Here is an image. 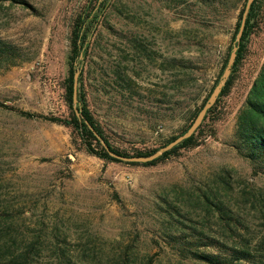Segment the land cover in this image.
<instances>
[{
    "label": "rangeland",
    "instance_id": "obj_1",
    "mask_svg": "<svg viewBox=\"0 0 264 264\" xmlns=\"http://www.w3.org/2000/svg\"><path fill=\"white\" fill-rule=\"evenodd\" d=\"M26 1L32 9L0 2V37L20 51L15 65L0 66V103L67 117L69 38L88 0ZM209 1L109 0L87 48L84 86L112 146L148 151L188 124L220 73L243 3ZM259 1L214 120L196 146L156 164L103 160L71 127L0 106V264H205L166 243L173 215L247 246L264 264V172L232 145L238 111L264 65Z\"/></svg>",
    "mask_w": 264,
    "mask_h": 264
},
{
    "label": "trees",
    "instance_id": "obj_2",
    "mask_svg": "<svg viewBox=\"0 0 264 264\" xmlns=\"http://www.w3.org/2000/svg\"><path fill=\"white\" fill-rule=\"evenodd\" d=\"M8 1L10 4H18L25 8H33L26 0H0V2ZM198 3H202V0H198ZM228 0H210L209 4H219L222 7L226 6ZM109 0H88L76 17L73 20L71 34H70V53H69V67L66 77L62 81L63 99L69 108V115L67 117H59L54 115H47L37 112H31L28 110L17 109L15 107H9L0 103V106L16 111L19 115L26 118H34L40 120H46L53 123L64 124L72 128L83 149L92 155H95L106 161H120L115 157L109 155L106 148L102 145L95 132L102 138L108 149L118 155L131 156L127 152L120 151L118 148L111 145L107 138L105 128L100 124L98 119L94 116L90 109L88 96L84 86L85 79V63L87 61L89 44L93 35L96 33L100 24V16L104 11ZM217 2V3H215ZM246 0H243L239 9L238 21L234 27L233 35L231 36V44L228 45L225 56L220 65V73L222 72L231 45L233 43L235 34L238 30L241 20L242 12L245 6ZM259 0H253L248 13L245 18L244 29L238 43L236 51V58L234 60L231 73L226 81V84L222 88L215 103L208 109L203 121L195 132L188 138L182 140L171 149L163 152L157 158L147 162H131L132 164L153 165L156 164L170 155L175 154L179 149L185 147H193L198 144L199 136L202 133L207 120H214V113L216 112L219 103L225 97L233 84L234 76L239 68L240 62L243 58V51L245 48V42L247 37L255 25L258 17ZM218 7V6H216ZM20 55L18 46L12 42L0 37V66L15 65L16 58ZM182 66H185L182 64ZM79 68L80 72L77 79V101L80 108L81 117H77L72 107V95H73V73ZM220 73L215 77L211 87L207 91L206 95L201 99L200 103L191 111V117L188 124L177 135H173L165 139V141L158 147L152 148L148 151H137L133 155H150L155 152L159 147L169 143L178 135L182 134L189 124L196 116L199 108L203 105L208 97L213 86L216 84ZM212 117V118H211ZM90 126V127H89ZM232 145L236 148L239 155L248 159L252 165V169L262 170L264 172V65L260 72L254 79L246 97L243 106L239 109L236 117V127L234 132V139ZM205 203L209 206L212 204L207 194H203ZM220 204V205H219ZM219 204L214 205L223 213V205L219 201ZM173 215V214H172ZM170 215V216H172ZM173 220L169 221L170 229L166 234V243L175 249L181 256L190 257L205 264H261L257 253H252L247 246L236 247L228 244L217 237L208 235L202 229L196 228L190 224H186L180 219H176L173 215ZM23 261L27 262V258ZM17 264V262L9 263ZM121 264H126L123 259ZM146 264H152L147 261Z\"/></svg>",
    "mask_w": 264,
    "mask_h": 264
},
{
    "label": "water",
    "instance_id": "obj_3",
    "mask_svg": "<svg viewBox=\"0 0 264 264\" xmlns=\"http://www.w3.org/2000/svg\"><path fill=\"white\" fill-rule=\"evenodd\" d=\"M252 1L253 0H246L245 6H244V9L242 12L241 20L239 23V27H238V30L235 34L233 43L231 45V49L229 51L226 64H225L216 84L213 86V88L210 91L205 102L199 108L196 116L194 117L192 122L189 124L187 129L182 134L178 135L176 138H174L172 141H170L169 143L159 147L155 152H153L150 155H146V156H144V155H140V156L118 155V154L114 153L113 151L109 150L107 145L102 140V138H100V136L95 132V135L98 137V139L100 140L102 145L106 148L109 155H111L112 157H115L117 159L124 160V161H134V162L151 161V160L157 158L158 156H160L163 152H165V151L171 149L172 147H174L175 145H177L182 140L190 137L195 132V130L199 127V125L203 121L208 109L215 103L216 99L218 98L222 88L226 84V81H227V79L231 73V69H232L234 60L236 58V51L238 48V43L240 41L243 29H244L245 18H246V15L248 13V10H249V7H250ZM79 72H80V69L77 68L73 73V95H72V107H73L74 113L76 114L77 117H81L80 108L78 107V101H77V79H78Z\"/></svg>",
    "mask_w": 264,
    "mask_h": 264
}]
</instances>
